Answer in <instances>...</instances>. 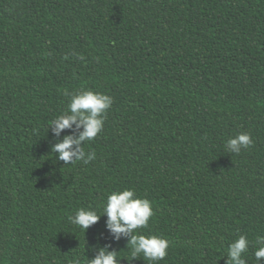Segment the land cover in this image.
Masks as SVG:
<instances>
[{"label":"trees","instance_id":"1","mask_svg":"<svg viewBox=\"0 0 264 264\" xmlns=\"http://www.w3.org/2000/svg\"><path fill=\"white\" fill-rule=\"evenodd\" d=\"M111 96L96 159L66 165L49 121L72 94ZM250 133L239 154L228 139ZM75 160V158H74ZM134 188L155 215L140 234L170 241L158 264H226L239 235L247 264L264 238V0H0V264H71L99 249L131 260L107 215ZM260 264H264V259Z\"/></svg>","mask_w":264,"mask_h":264},{"label":"clouds","instance_id":"2","mask_svg":"<svg viewBox=\"0 0 264 264\" xmlns=\"http://www.w3.org/2000/svg\"><path fill=\"white\" fill-rule=\"evenodd\" d=\"M67 110L51 119L48 128H52L56 136L65 129H83L79 136L67 135L63 141L58 142L52 148V152L58 153V159L66 165L83 162L88 164L96 159L95 152L85 151L84 145L98 137L104 130L108 110L114 100L111 96L92 90H80L69 98ZM254 140L250 133L243 132L227 140L225 149L230 153L239 154L243 149L253 146ZM75 158V160H74ZM107 215V228L116 241L127 238V247L130 248L131 260L139 259L141 254L149 264H158L168 256L170 241L159 235L140 234L138 230L147 229L150 219L155 215L152 203L147 198L137 196L134 188L112 191L103 206L102 214L97 210L79 208L75 214L69 216V222L84 230L96 224L101 216ZM257 244L261 245L254 253L256 264L264 259V238H258ZM108 247L99 249L98 254L92 258L83 260L77 256L71 264H120L117 259V251H109ZM250 241L246 235H239L227 249L226 264H247L245 255L248 253Z\"/></svg>","mask_w":264,"mask_h":264}]
</instances>
